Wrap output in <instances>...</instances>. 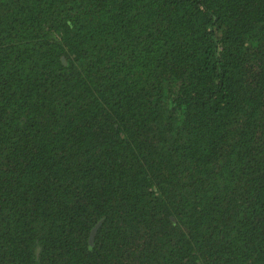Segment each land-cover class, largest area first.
<instances>
[{
  "label": "trees",
  "instance_id": "obj_1",
  "mask_svg": "<svg viewBox=\"0 0 264 264\" xmlns=\"http://www.w3.org/2000/svg\"><path fill=\"white\" fill-rule=\"evenodd\" d=\"M0 264H264V0H0Z\"/></svg>",
  "mask_w": 264,
  "mask_h": 264
},
{
  "label": "water",
  "instance_id": "obj_2",
  "mask_svg": "<svg viewBox=\"0 0 264 264\" xmlns=\"http://www.w3.org/2000/svg\"><path fill=\"white\" fill-rule=\"evenodd\" d=\"M62 61H63V60H62ZM100 224H101V222H99V223L96 225V227L92 230V232H91V236H90V241H91L92 238L94 237L95 231H96V229L99 227Z\"/></svg>",
  "mask_w": 264,
  "mask_h": 264
}]
</instances>
